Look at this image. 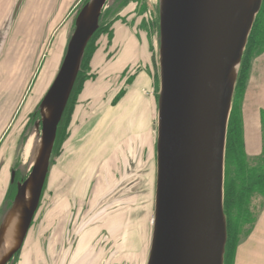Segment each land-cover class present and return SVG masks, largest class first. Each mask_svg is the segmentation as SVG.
Listing matches in <instances>:
<instances>
[{"label": "water", "instance_id": "95a60500", "mask_svg": "<svg viewBox=\"0 0 264 264\" xmlns=\"http://www.w3.org/2000/svg\"><path fill=\"white\" fill-rule=\"evenodd\" d=\"M108 1L91 0L81 9L59 71L41 101L46 113L40 151L29 176L18 184L13 206H22L18 244L0 264L20 250L32 225L58 126ZM261 6L262 0L161 2L157 183L147 264H224L228 121L238 69Z\"/></svg>", "mask_w": 264, "mask_h": 264}, {"label": "rangeland", "instance_id": "374dc122", "mask_svg": "<svg viewBox=\"0 0 264 264\" xmlns=\"http://www.w3.org/2000/svg\"><path fill=\"white\" fill-rule=\"evenodd\" d=\"M90 1L77 0L70 10L68 39L74 31L79 12ZM161 2L162 0H109L103 8L101 16L107 17L110 13L112 25L105 32L98 33L94 40L95 52L87 73L92 78L84 83L80 94L85 84L93 81L96 82V88L108 93L110 101L102 108L99 105L92 107L93 113L87 114V119H92V130L104 125L105 131L109 124L112 139L110 150L114 154V160L105 175L103 170L95 173L97 177L94 186H72L73 198L79 199L71 208L72 212L65 211L60 218H52L48 215V210L58 211L59 201L71 197L65 192L66 187H55L52 190L51 187H46L54 178L50 168L64 149V144L58 149L55 140L49 155V174L32 225L22 247L7 264H22L24 257L38 247L41 264H147L155 215L158 110L156 107L152 119L147 118V112L148 98L152 97L158 103L160 93ZM16 12L17 10L10 13L0 11V35L3 38L7 36ZM11 40L13 44V39ZM55 47V41L44 44L25 93L27 99L22 112L12 125V136L19 137L14 167L18 173V180L14 182L15 194L18 184L27 179L35 162L27 163L25 148L32 135L37 139L41 137V121L46 112L41 109V101L54 81L66 52L65 49L64 53L57 52ZM11 50L12 47L9 51ZM11 52L9 53L12 54ZM149 66L153 71L152 75L149 74L152 88L143 86L138 93L132 95L129 104L121 105L122 98L131 91V84L136 76L141 71H147ZM121 85L122 89L127 90L114 103L113 96L117 95ZM139 96L145 101L142 109H137ZM76 104L77 101L74 109ZM114 113L117 115L112 121H108V115ZM25 131L26 135H23ZM91 140L92 138L89 142ZM255 163L253 161L250 164ZM87 173L84 170L80 180L83 178V182L88 181ZM14 200L15 198L12 203L4 202L0 205V229L14 206ZM250 207L257 222L264 210V197L255 194ZM256 222L249 226L251 231ZM248 236H242L240 245ZM54 244L55 248L51 246ZM45 245L44 251L42 246Z\"/></svg>", "mask_w": 264, "mask_h": 264}, {"label": "crops", "instance_id": "0c3cea01", "mask_svg": "<svg viewBox=\"0 0 264 264\" xmlns=\"http://www.w3.org/2000/svg\"><path fill=\"white\" fill-rule=\"evenodd\" d=\"M76 1L0 0V11H9L10 13L17 10L10 23L7 36L3 38L0 35V205L5 202L10 186L15 182V179L12 180V171H15L19 137L12 136V125L22 112L25 99H27L25 93L31 81L32 73L37 68V61L41 56L44 44L55 41V48L60 53L67 49L70 31L68 17ZM11 39H13V44ZM11 47L12 52L9 51ZM149 74H153L150 66L147 71H141L136 76L134 83L131 84V90L135 86H138L140 90L143 86L148 89L152 88V78ZM7 79L8 81H6ZM95 83L93 81L85 84L82 93L79 95L72 114L69 134L64 142V149L50 168L54 178L52 183L46 187L48 189L51 187V190L55 187H66L65 192L71 196L59 201L61 204L58 203L57 205L58 211L48 210L47 213L52 218L55 216L60 218L65 211L72 212L71 208L79 200L73 198L72 186H94L97 177L95 173L103 170L105 175V171L110 169L112 160H114V154L110 150L112 139L111 133H109V125L105 131L98 127L99 130H102V134L94 135L98 128L95 127L92 130L90 126L92 119H87V114L93 113L92 107L99 105V108H102L106 102L110 101L107 98L108 93L105 94L104 91L96 88ZM91 84L95 89L93 91V87L90 88ZM122 88L123 85L118 90L120 91ZM96 92L98 93L96 94ZM157 106L158 103L155 99L149 97L148 119H152ZM137 109H141L139 105ZM242 113L245 152L249 157L260 156L263 153L264 139V52L252 62ZM91 138L92 140L89 142ZM105 139H107L103 148L105 153L99 155L92 162L88 158L92 154L98 153L97 150L102 146ZM84 170L88 171L86 177L89 179L83 182V178L80 180V175L83 174ZM86 177L84 175V178ZM51 246L56 247L55 244ZM42 248L45 251L46 245ZM38 250L40 247L30 251L29 255L21 261L22 264H41V256H39ZM235 264H264V210L250 235L239 245Z\"/></svg>", "mask_w": 264, "mask_h": 264}, {"label": "trees", "instance_id": "16d2710c", "mask_svg": "<svg viewBox=\"0 0 264 264\" xmlns=\"http://www.w3.org/2000/svg\"><path fill=\"white\" fill-rule=\"evenodd\" d=\"M111 12V11H109ZM107 17H100V25L97 32L90 39L84 53L81 68L70 96L68 105L65 109L63 118L58 126L56 141L58 149L66 141L69 134V126L77 101L84 83L92 77H88L90 70V60L95 52L94 40L98 33L105 32L111 25ZM108 18V19H106ZM103 24V26H102ZM107 28V29H106ZM264 52V0L255 22L248 37V42L244 50L237 82L232 99V108L228 121L227 140L225 149V183H224V212L227 219V243L224 256V264H235L237 248L242 241V236H248L256 222V217L251 212V202L255 194H261L264 197V139L263 153L257 157H249L244 148L243 133V113L242 105L245 91L248 85L250 70L253 60ZM125 89L120 90L113 99L115 103L117 98L124 93ZM264 121V120H263ZM26 131L23 133L25 134ZM60 154V153H59ZM256 161L254 165L250 163ZM16 171V168H15ZM15 180H18L16 171ZM15 183L10 186L6 202H11L15 198ZM11 190V191H10ZM249 227L245 230V228ZM248 233H245V232ZM250 231V232H249Z\"/></svg>", "mask_w": 264, "mask_h": 264}, {"label": "bare ground", "instance_id": "6f19581e", "mask_svg": "<svg viewBox=\"0 0 264 264\" xmlns=\"http://www.w3.org/2000/svg\"><path fill=\"white\" fill-rule=\"evenodd\" d=\"M237 68H238V65H236L234 70H233V76L236 74ZM139 90H140V88L138 86H135V88L133 90H131L128 93V95L121 101V105L129 104L130 100L132 99V95L134 93H138ZM137 104L139 105V107L141 109H142V107H144L143 106L144 105L143 97L139 96V100H138ZM157 107H159V105ZM116 115H117V113H114L112 115L109 114L108 115V121H112ZM100 128L103 129L104 127H102V125H101ZM101 131L102 130H99V128H98V131H95L94 135H97L98 133L102 134ZM157 138H158V128H157ZM106 141H107V139H105L104 142L102 140L103 144L97 150L98 153L92 154L88 159H90V160H92V162H94L99 155H101L102 153H105L103 151V148H104ZM40 147H41V137H39L37 139L36 136L32 135L30 137L27 145H26V148H25V159H26L28 164L33 163V161L36 159V157L38 156V153L40 151ZM29 199H30V191L28 190L25 205L29 203ZM21 214H22V206L20 205L19 207H14L10 211V213L7 217L6 226L4 229V234L0 240V261L10 251H12L18 244V234H19V225H20V221H21Z\"/></svg>", "mask_w": 264, "mask_h": 264}]
</instances>
